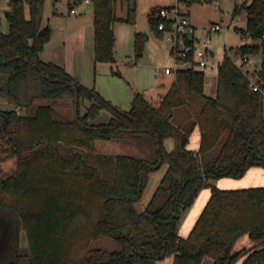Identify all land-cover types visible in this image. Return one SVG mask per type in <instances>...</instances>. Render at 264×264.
<instances>
[{
    "label": "trees",
    "instance_id": "trees-1",
    "mask_svg": "<svg viewBox=\"0 0 264 264\" xmlns=\"http://www.w3.org/2000/svg\"><path fill=\"white\" fill-rule=\"evenodd\" d=\"M179 1L188 9L205 0ZM7 2L9 9L0 13V98L16 108H0V264H157L168 256L173 264H203L207 257L210 264H264V247L240 262L244 251H232L243 235L264 239V185L213 183L241 178L253 166L264 168V47L259 42L264 1L245 0L234 11L247 13L245 25L235 30L250 40L235 49L260 56L250 61L258 89L225 47L213 92L206 91V72L193 64L174 70L157 103L134 92L128 110L63 65L41 58L52 34L50 25L42 24L44 0ZM90 2L94 60L115 63L113 26L135 22V0ZM119 5H125L124 15L117 14ZM158 8L150 10L149 25L163 37ZM3 15L7 30L1 27ZM147 39L146 32H135L136 59ZM47 99L71 101L75 114L69 117L49 103L21 113ZM102 111L109 118L93 122ZM196 126L200 143L192 149L188 143ZM125 137L153 145V157L96 151L97 139ZM166 139H172L170 149ZM161 165H166L163 176L138 209L150 172ZM204 187L210 196L182 237L184 213Z\"/></svg>",
    "mask_w": 264,
    "mask_h": 264
},
{
    "label": "rangeland",
    "instance_id": "rangeland-1",
    "mask_svg": "<svg viewBox=\"0 0 264 264\" xmlns=\"http://www.w3.org/2000/svg\"><path fill=\"white\" fill-rule=\"evenodd\" d=\"M44 0V19L43 25L47 17L52 16L53 11L62 12V18H52L51 26L54 31V38L57 39V30H61L62 27L66 26V23L70 18H75L76 15L83 13L84 9L86 11L92 10L91 2L88 0ZM148 1H151L153 6L160 7L165 6L166 2L174 3L175 0H135L136 3V17L134 23L129 22H118L116 23V33L117 39L119 40L118 55L119 59V69L123 76H112L110 72L106 71L107 66L104 64V68H97V86L101 90H116L120 96L115 98V101L111 100L113 103L117 104L124 110H128L130 107L129 98L132 96V92L136 91L137 87L145 92L146 97L157 103L162 95L166 92V89L173 82V72L163 74V79L160 72L154 70L155 66L158 67H171L175 65V59L170 53V43L164 37H157L150 30V26L146 16V8ZM215 1H218L220 6L215 5ZM71 3V4H69ZM242 4L241 0H237V6L240 7ZM72 6L75 10V14L70 12L69 8ZM236 7V0H205L200 3H193L190 9L191 20L196 25V33L206 36H210L209 48L215 51V56L210 58L208 67L205 69L206 72V91L211 93L214 90L215 84V71H217V61L222 57L225 47L235 48L245 41H249V38L243 37L239 31L235 30L236 26H244L247 18V13L245 9L240 10L238 13L234 14ZM117 14H125V5L123 9L120 5L117 8ZM219 23L226 25L229 24L228 29L224 32L223 30L218 31H207L206 29L211 25ZM70 26V24H67ZM1 27L3 30L8 29V22L5 16H2ZM138 31H144L149 35L148 40L144 44L143 53L141 57L137 58L136 63H134V34ZM231 45V46H230ZM74 49H71V53ZM260 56L252 57L251 61L258 60ZM211 66L213 69H211ZM212 70L213 75L209 74ZM157 73V74H156ZM158 76V77H157ZM155 77H157L155 79ZM212 78V80H211ZM159 80V81H157ZM212 81L211 84L208 81ZM90 83L89 86H92ZM165 86L167 88L165 89ZM104 95V94H103ZM40 103H49L61 111L63 114L71 117L75 114L72 108L71 101L66 99H47V100H36L28 108L21 110L22 114L32 113L35 107ZM0 108L1 109H12L16 108L15 105L7 102L3 98H0ZM109 115L107 111H103L100 120L105 118V115ZM96 151L103 153H120L129 154L146 159H151L154 155L153 145H149L148 142L132 140L129 137L125 138H111V139H97L95 141ZM165 145L167 149H170L173 145L172 139H166ZM166 170V165H161L160 167L154 169L149 174L148 182L143 190L141 198L136 202V207L141 209L150 199L154 189L156 188L158 182L163 176ZM226 179H233L237 181L233 185L228 180H213L214 185L217 187H222L221 185L226 184L229 187H245L248 186V181L245 178H231L225 177ZM220 181V182H219ZM246 181V182H245ZM264 182V181H263ZM258 184H264V183ZM202 196L199 193L193 202V204L184 213L181 223L186 219L188 213L191 211V217L195 218L204 203L205 193L209 192V187L202 188ZM198 200V201H197ZM191 218V219H192ZM181 227V225H180ZM20 244L22 246L26 245V240L24 236H21ZM264 247V239H251L248 235H243L237 239L234 243L232 251L243 250L244 254L239 259V262L244 258V256L258 248ZM165 261L169 260L168 257L164 258ZM211 258L207 257L204 259L203 264H210Z\"/></svg>",
    "mask_w": 264,
    "mask_h": 264
},
{
    "label": "crops",
    "instance_id": "crops-1",
    "mask_svg": "<svg viewBox=\"0 0 264 264\" xmlns=\"http://www.w3.org/2000/svg\"><path fill=\"white\" fill-rule=\"evenodd\" d=\"M72 2H74V0H72L71 3ZM172 4L173 3L166 2L164 5L170 6ZM154 6H153L151 1H148L147 8H146L147 9L146 10V16H147L148 23H149V12ZM8 9H9V6H8L7 0H0V13L4 14L5 11H7ZM69 9H70L69 10L70 12L75 14V10L72 6ZM72 9H73V11H72ZM188 11H189V15H190V9L189 8H188ZM62 14H63L62 12L53 11L52 16L47 17V19L45 21V25L48 24L51 26L52 18H55V17L56 18H62L61 17ZM43 19H44V9H43ZM118 22H115L114 26H113V30H114V34H115V49H114L115 50V52H114L115 58H116L115 63L96 62L94 60V54H93V45H94L93 12H92V10L86 11L85 9H84L83 13H80L78 15V17L76 15L75 18H73V17L70 18V20H68V22L66 23L65 27H62V24L59 23V25H61V28H60L61 30H57V34H58L57 35L58 37H56L57 39L54 38L55 29H53L51 27V29H52L51 38L44 45L43 50L40 53V56L45 61H53V62H56L58 64L63 65L73 75V77L75 79L82 82L83 84L89 86L90 83H93V85L91 84L92 86H89V87H94L102 95L104 94V96L107 99H109L110 101L111 100L115 101V98L119 97L120 94L116 90H112L111 92H110V90L109 91L108 90H106V91L101 90L97 86L96 71H97V68H104V64H106V66H107L106 71L110 72V74L112 76H118V77L123 76L122 72L120 71V69L118 67L119 62H120L119 59H123V58H120L118 55V49H119V44H120L119 40L117 39L118 34L116 33V23H118ZM190 22L193 26L196 27L195 23L191 20V15H190ZM42 24H43V20H42ZM67 24H70V26H68ZM155 36H157V35H155ZM157 37H159V36H157ZM148 38H149V35H148ZM71 49H74L73 53H71ZM212 51H213V54L215 56V51L214 50H212ZM170 53H171V47H170ZM134 59H135L134 63H136L137 59L135 58V56H134ZM156 67L157 66L154 67L155 72L157 71ZM248 67L251 70L253 69L252 68L253 66L251 63L248 64ZM211 69H213L212 66H211ZM112 70H116L121 75L113 73ZM158 72H160V74H158V75H161V77L163 79V74H166V73H164L161 70H159ZM209 74L213 75L212 70L209 72ZM213 76L216 78V71H215V74ZM157 77H155V79ZM173 80H174V78H173ZM211 80H212V78H211ZM211 80L208 81L209 84H211V82H212ZM157 81H159V80H157ZM166 88H167V86H165V89ZM139 89L140 88L137 87L136 91H134V92H140ZM141 91H142V93L145 94V92L143 90H141ZM134 92H132V96H131V98H129L130 105H131V100H132ZM211 92H213V91H211ZM102 114H103V111L100 113V115L93 122H104L109 118V115L106 114L105 118H103V120L102 119L100 120V116H102ZM199 143H200V132H199L198 127L196 126L190 135L188 147L192 148V149H197L199 146ZM241 178L242 179L245 178L244 180L248 181V184H249L248 186L264 185V184H258V183H262L264 181V168L256 167V166L250 167L246 171L244 176H242ZM219 180H228L227 185H229L228 184L229 182L233 185L234 183H236L238 181V180L233 181V179H226L225 177H221V178H219ZM221 186L222 187H220V188H236V187L226 186V184L221 185ZM248 186H245V187H248ZM240 188H242V187H240ZM202 192H204V191L201 189L199 192L201 194V196H202ZM197 196H199V194ZM209 196H210V188H209V192L205 193L203 206L201 207V209L198 212V214L196 215V217L192 218L191 217L192 212L190 211L188 213L186 219L183 221V224L182 223L180 224L181 227L179 226V229H178V234L180 236L186 237L189 234L193 225L196 222V219L198 218L199 214L201 213L203 207L205 206ZM168 258H169V260H167V261H165L164 259L158 260L157 264H173V256H168Z\"/></svg>",
    "mask_w": 264,
    "mask_h": 264
},
{
    "label": "built area",
    "instance_id": "built-area-1",
    "mask_svg": "<svg viewBox=\"0 0 264 264\" xmlns=\"http://www.w3.org/2000/svg\"><path fill=\"white\" fill-rule=\"evenodd\" d=\"M85 1L87 2L88 0ZM241 1L244 2L245 0ZM215 5L217 7L220 6L218 1H215ZM155 15L160 17L158 29L162 30L163 37L170 43L171 52L175 59L173 68L168 66L161 68L157 66L156 70H161L164 73H171L179 67H190L195 64L196 68L205 71L208 67L210 58L214 57V54L211 55L210 53L211 48L208 46L210 43V36L208 34L204 36L196 33L195 26L190 22V15L187 7L181 1L175 0L170 6L159 7ZM228 27V23L226 25L215 23L206 30L209 32L223 30L225 32ZM243 37L247 38L246 36ZM186 39H189V41L187 42ZM259 42L264 47V30ZM228 50V54L233 63L249 78L250 86L255 90L258 89V85L255 82L257 76L256 72L251 71L248 67L251 58L246 54L236 51L235 48H229Z\"/></svg>",
    "mask_w": 264,
    "mask_h": 264
},
{
    "label": "water",
    "instance_id": "water-1",
    "mask_svg": "<svg viewBox=\"0 0 264 264\" xmlns=\"http://www.w3.org/2000/svg\"><path fill=\"white\" fill-rule=\"evenodd\" d=\"M210 53H211V55H213V51L212 50H210ZM75 110H76V107H75Z\"/></svg>",
    "mask_w": 264,
    "mask_h": 264
}]
</instances>
